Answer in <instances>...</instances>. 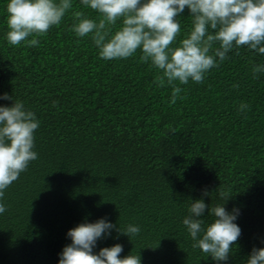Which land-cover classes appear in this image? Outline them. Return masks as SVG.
Here are the masks:
<instances>
[{
	"label": "trees",
	"instance_id": "trees-1",
	"mask_svg": "<svg viewBox=\"0 0 264 264\" xmlns=\"http://www.w3.org/2000/svg\"><path fill=\"white\" fill-rule=\"evenodd\" d=\"M8 2L0 0V97L13 99L0 106L22 101L40 127L38 158L0 199V264H58L67 232L101 218L115 227L94 253L120 244V258L139 254L141 264H217L193 248L183 224L200 199L205 227L218 204L240 212L242 234L220 264H247L264 248V73L253 72L264 54L234 48L203 83L176 82L183 99L170 104L172 87L157 86L162 70L143 63L141 50L104 60L91 34L71 31L75 12L100 18L80 0L36 47L8 43ZM177 19L173 46L192 28L187 8ZM241 103L250 109L239 111ZM129 225L139 234L124 235Z\"/></svg>",
	"mask_w": 264,
	"mask_h": 264
},
{
	"label": "clouds",
	"instance_id": "clouds-1",
	"mask_svg": "<svg viewBox=\"0 0 264 264\" xmlns=\"http://www.w3.org/2000/svg\"><path fill=\"white\" fill-rule=\"evenodd\" d=\"M80 3L98 12L100 18L97 21L83 12H75L71 31L78 37L91 34L104 60L127 59L141 50L143 63L150 62V66L162 70L154 81L157 86L164 87L167 83L172 87L170 104H175L177 98L183 99L179 96L182 88L176 82L203 83L209 70L219 67L234 48L247 46L264 54V0H80ZM72 6V0H9L8 43L38 46L37 37L58 26ZM185 8L191 13L192 28L173 46L181 32L177 17ZM118 20H122V25L113 33L112 27ZM217 43L219 47H214ZM253 72L254 78H258V74L264 73V65L255 66ZM0 99L13 98L4 94ZM57 104L53 102L54 107ZM249 109L247 103L239 106L241 112ZM39 127L35 113L22 101H15L11 107L0 106V199L29 163L38 158L33 149L34 133ZM203 195L209 193L205 190ZM207 207L202 199L192 202L183 224L194 241L193 248H199L220 264L228 261L232 246L242 234L235 223L240 212L238 208L229 212L224 204H218L211 208L213 222L205 227L201 217ZM5 211L6 206L0 203V214ZM114 227L101 218L70 229L67 236L71 244L63 248L58 264H141L139 254L120 258L123 251L120 244L94 253L97 240L110 234ZM139 232V226L129 225L123 234L129 237ZM247 264H264V248L254 247Z\"/></svg>",
	"mask_w": 264,
	"mask_h": 264
}]
</instances>
